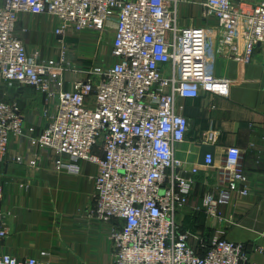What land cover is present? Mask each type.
I'll list each match as a JSON object with an SVG mask.
<instances>
[{"label":"built area","instance_id":"built-area-1","mask_svg":"<svg viewBox=\"0 0 264 264\" xmlns=\"http://www.w3.org/2000/svg\"><path fill=\"white\" fill-rule=\"evenodd\" d=\"M187 1L1 0L0 87H29L44 96L43 127L37 133L27 129L28 139L60 158L57 171L77 175L80 160L97 167L87 216L112 224L113 264L249 262L245 246L220 238L221 232L207 244L203 232L181 229L178 214L188 207L193 179L176 173L181 164L174 148L189 127L176 99H195L200 91L225 95L229 82L213 75L218 58L250 64L257 48L264 57V0L256 5L206 0L202 15L214 18L216 27L205 29L178 27V6ZM21 13L54 16L61 38L69 30L102 34L113 23L112 65L90 69L62 89L65 75L79 72L72 50L63 47L53 60L28 55L16 36ZM24 129L17 102L0 100V162L10 136L22 137ZM240 158V150H225L219 175L225 188L205 195L198 212L221 221L218 207L231 194L248 195ZM204 163L210 167L213 157L207 155ZM8 233L0 209V240ZM0 264L46 263L0 255Z\"/></svg>","mask_w":264,"mask_h":264},{"label":"crops","instance_id":"crops-1","mask_svg":"<svg viewBox=\"0 0 264 264\" xmlns=\"http://www.w3.org/2000/svg\"><path fill=\"white\" fill-rule=\"evenodd\" d=\"M205 1L188 0L179 4L178 27L215 28L216 20L202 15ZM262 1L234 2L256 5ZM56 29V18L49 14L21 13L17 17L16 36L22 40L28 55L38 52L42 59L53 60L59 57L63 47L72 50L79 72L67 73L62 89L68 90L72 81L85 78L84 72L90 69L112 65L113 23L107 24L102 34L69 30L61 38L55 35ZM100 49L107 51L103 63ZM263 60L261 48H257L250 64L218 58L213 75L229 82L225 95L200 91L195 99H176L177 105L184 106L183 114L189 125L184 140L174 148V157L181 164L176 173L193 179L188 207L178 214L181 229L188 231L182 224L189 215L196 222V231L203 232L207 244L216 232H221L218 236L226 241L243 244L248 252V264H264ZM17 89L21 92L17 93ZM44 99L29 87L0 88V100L17 102L25 128L22 137L10 136L7 154L0 162L3 190L0 209L9 230L0 240V255L37 258L46 264H113L112 224L87 216L97 167L80 160L76 164L77 175L64 169L57 171L55 165L60 158L50 150H37L28 139L27 129L32 127L37 133L43 127ZM208 146L214 148L210 167L199 159L202 149ZM228 148L241 152L240 166L248 179V195L231 194L228 203L218 207L219 221L198 210L205 195L225 188L219 175ZM61 159L69 161L67 156Z\"/></svg>","mask_w":264,"mask_h":264},{"label":"trees","instance_id":"trees-1","mask_svg":"<svg viewBox=\"0 0 264 264\" xmlns=\"http://www.w3.org/2000/svg\"><path fill=\"white\" fill-rule=\"evenodd\" d=\"M2 87L5 88L6 86H2ZM182 225H183L182 227H183L184 230H188L191 233L198 232V231H196L197 225H196V222L194 221V218H190L189 215L185 217L184 224H182ZM197 252H198V254H202L203 253V249L201 247H198L197 248Z\"/></svg>","mask_w":264,"mask_h":264},{"label":"water","instance_id":"water-1","mask_svg":"<svg viewBox=\"0 0 264 264\" xmlns=\"http://www.w3.org/2000/svg\"><path fill=\"white\" fill-rule=\"evenodd\" d=\"M232 1H236V0H232ZM213 149L214 148L210 147V146L205 147V148L202 149L201 154H200V158H199L202 164H204V160H205V157L207 155H212L213 154V151H214Z\"/></svg>","mask_w":264,"mask_h":264},{"label":"rangeland","instance_id":"rangeland-1","mask_svg":"<svg viewBox=\"0 0 264 264\" xmlns=\"http://www.w3.org/2000/svg\"><path fill=\"white\" fill-rule=\"evenodd\" d=\"M73 38V37H71ZM99 57H100V60H102V63L104 62L103 59L105 57V60L107 59V51L105 49H100V53H99ZM106 62V61H105ZM21 92V89H17V93H20Z\"/></svg>","mask_w":264,"mask_h":264}]
</instances>
